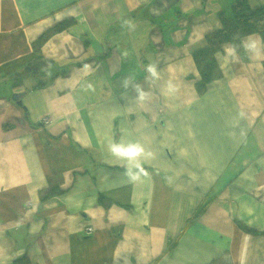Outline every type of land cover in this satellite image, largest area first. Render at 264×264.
<instances>
[{
	"label": "crops",
	"instance_id": "0c3cea01",
	"mask_svg": "<svg viewBox=\"0 0 264 264\" xmlns=\"http://www.w3.org/2000/svg\"><path fill=\"white\" fill-rule=\"evenodd\" d=\"M234 1L0 0V65L74 20L52 69L0 79V264H264V36L196 89Z\"/></svg>",
	"mask_w": 264,
	"mask_h": 264
},
{
	"label": "trees",
	"instance_id": "16d2710c",
	"mask_svg": "<svg viewBox=\"0 0 264 264\" xmlns=\"http://www.w3.org/2000/svg\"><path fill=\"white\" fill-rule=\"evenodd\" d=\"M222 27L219 30L210 31L206 34L207 45L193 52V58L200 78L196 81V89L199 94L207 90L208 85L222 77V70L216 58L223 44L230 42L238 51L241 49V38L253 32H259L264 36V6L251 8L248 0H235L231 5L230 15H220ZM74 20L64 19L46 28L35 41L33 50L26 56L0 65V79H6L16 89L21 87L23 78L27 75H39L43 71L52 69L53 61L47 59L42 53V46L53 35L71 26ZM9 67V68H8ZM15 72H18L16 75ZM62 73H66L63 71ZM59 72H55L58 75ZM55 77V76H54ZM44 80L36 83V86L44 85ZM15 92H13L14 94ZM5 127H9L6 125ZM63 176L61 172L49 175L48 184L39 190L41 199L60 193V184ZM102 195L101 202L107 204L108 200Z\"/></svg>",
	"mask_w": 264,
	"mask_h": 264
},
{
	"label": "rangeland",
	"instance_id": "374dc122",
	"mask_svg": "<svg viewBox=\"0 0 264 264\" xmlns=\"http://www.w3.org/2000/svg\"><path fill=\"white\" fill-rule=\"evenodd\" d=\"M9 68V67H8ZM18 72H15L14 74L16 75ZM41 76H43V73H42V75ZM39 79H41V77H39L38 79H33L34 80V82L36 81H38ZM43 79V78H42ZM32 83H33V81H32ZM86 231L87 232H89V233H93L94 232V227L93 226H91V225H88V226H86ZM88 233V234H89Z\"/></svg>",
	"mask_w": 264,
	"mask_h": 264
},
{
	"label": "clouds",
	"instance_id": "9594fccd",
	"mask_svg": "<svg viewBox=\"0 0 264 264\" xmlns=\"http://www.w3.org/2000/svg\"><path fill=\"white\" fill-rule=\"evenodd\" d=\"M242 44H243V47L245 48V50H248L251 46H254L255 42H252V44L249 45L248 42L245 41V42H242ZM226 52H227V49H226ZM153 74H155V73H153Z\"/></svg>",
	"mask_w": 264,
	"mask_h": 264
},
{
	"label": "water",
	"instance_id": "95a60500",
	"mask_svg": "<svg viewBox=\"0 0 264 264\" xmlns=\"http://www.w3.org/2000/svg\"><path fill=\"white\" fill-rule=\"evenodd\" d=\"M20 97H21V93H20V92H17V93H15V94H13V96H12V98H13L14 100H17V102H18L19 104H21L22 102L19 101V99H18V98H20Z\"/></svg>",
	"mask_w": 264,
	"mask_h": 264
}]
</instances>
